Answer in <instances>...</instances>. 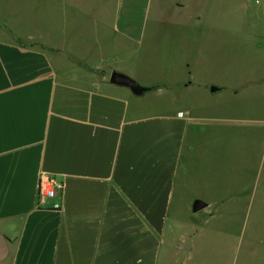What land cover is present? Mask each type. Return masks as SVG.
<instances>
[{
	"label": "crops",
	"instance_id": "0c3cea01",
	"mask_svg": "<svg viewBox=\"0 0 264 264\" xmlns=\"http://www.w3.org/2000/svg\"><path fill=\"white\" fill-rule=\"evenodd\" d=\"M92 2L85 8L87 22L50 26L44 48L21 45L16 33L0 30V264L179 261L185 238L173 235L175 246L167 257L162 254L168 220L179 198L190 196V211L196 200L208 208L211 202L189 191L200 159L212 163L217 149L221 220L233 209V219L251 209L252 223L257 219L248 226L243 216L236 243H230L237 258L225 264H264V210L256 212L264 209L259 133L245 151L244 133L222 130L221 118L202 119L176 103L167 110L146 107L151 95L165 90L148 89L164 85L145 86L146 92L135 95L109 82L118 72L140 85L125 64L144 43L150 21L194 27L206 40V0ZM233 24L244 28L243 17L236 14ZM74 45L83 51L73 52ZM178 84L189 88L193 81ZM41 176L61 186L54 197L39 200ZM221 235L227 247L229 233Z\"/></svg>",
	"mask_w": 264,
	"mask_h": 264
},
{
	"label": "rangeland",
	"instance_id": "374dc122",
	"mask_svg": "<svg viewBox=\"0 0 264 264\" xmlns=\"http://www.w3.org/2000/svg\"><path fill=\"white\" fill-rule=\"evenodd\" d=\"M206 3L207 19L211 24V32L206 40L199 37V34L196 35L197 32L193 33L198 30L194 27L170 20L159 27L150 21L146 27L144 43L133 50L131 61L125 66L130 73L131 70L135 71L141 87L164 85L150 87H164L165 90L160 93V97L151 95L146 107L167 110L176 103L182 110L190 106L194 109L195 116L202 119L209 116L221 118V123L218 124H221L222 130L244 133L242 142L245 151L251 148L249 143L256 138L257 132L262 147L264 0H206ZM91 4L92 0H0V30L9 31L12 36L16 33L21 45L44 48L47 47L50 26L53 29L61 22H87L91 16L85 8ZM78 8L83 13L73 12ZM236 14L243 17L244 28L247 24L251 25L250 30L233 24ZM221 19L222 23L226 21V28L223 27L225 24L220 23ZM243 29L244 33H241ZM52 34L53 37L59 36L58 32ZM68 35L74 36L75 33ZM83 49L84 46L72 47V51L78 54ZM111 51L114 58L118 57L119 50ZM189 80L193 81V86L189 88L178 84ZM211 87H220V91L212 94L209 91ZM230 141L232 140H229L228 146ZM211 161L212 163L205 165L204 158L200 159L199 172L192 178L195 186L189 191L191 196L195 193L204 201L211 202L208 208L193 213L188 209L187 201L190 196L184 202L179 198L180 203H176L179 204L176 216L174 214L175 218L173 216L168 220L163 256L167 257L169 246H175V239L170 245L173 235L185 238L184 250L179 251V261L175 258L169 259V264H225L233 261L237 258L236 246L230 248V243L235 240L237 226L239 228L243 225L244 217L248 226L257 224V219L254 218L252 223L253 209L251 213L247 210V215L243 214L244 217L237 219L232 218L235 216L233 209L228 219L221 220L218 203L219 149ZM256 208L257 206L254 210ZM260 210L264 209L256 212ZM222 230L229 233L227 247L222 244Z\"/></svg>",
	"mask_w": 264,
	"mask_h": 264
},
{
	"label": "water",
	"instance_id": "95a60500",
	"mask_svg": "<svg viewBox=\"0 0 264 264\" xmlns=\"http://www.w3.org/2000/svg\"><path fill=\"white\" fill-rule=\"evenodd\" d=\"M109 82L114 85L126 87L135 95H139L147 91V88L139 86L134 80L118 72L111 73ZM218 91H220L219 87L210 88L211 93H216ZM206 207H207V204L205 202L196 200L192 204V212L197 213L205 209Z\"/></svg>",
	"mask_w": 264,
	"mask_h": 264
},
{
	"label": "built area",
	"instance_id": "2783aa9c",
	"mask_svg": "<svg viewBox=\"0 0 264 264\" xmlns=\"http://www.w3.org/2000/svg\"><path fill=\"white\" fill-rule=\"evenodd\" d=\"M61 187L49 176H41L38 181L37 195L40 199H49L56 195V190Z\"/></svg>",
	"mask_w": 264,
	"mask_h": 264
},
{
	"label": "trees",
	"instance_id": "16d2710c",
	"mask_svg": "<svg viewBox=\"0 0 264 264\" xmlns=\"http://www.w3.org/2000/svg\"><path fill=\"white\" fill-rule=\"evenodd\" d=\"M154 88H150V89H148V90H153Z\"/></svg>",
	"mask_w": 264,
	"mask_h": 264
}]
</instances>
